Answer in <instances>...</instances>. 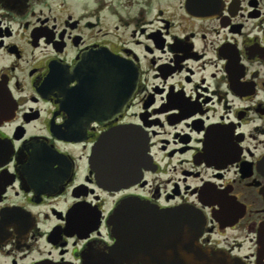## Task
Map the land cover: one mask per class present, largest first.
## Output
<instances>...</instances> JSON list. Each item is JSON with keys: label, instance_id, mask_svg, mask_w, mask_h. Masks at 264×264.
Wrapping results in <instances>:
<instances>
[{"label": "flooded vegetation", "instance_id": "1", "mask_svg": "<svg viewBox=\"0 0 264 264\" xmlns=\"http://www.w3.org/2000/svg\"><path fill=\"white\" fill-rule=\"evenodd\" d=\"M122 126L145 164L108 187L91 158ZM129 198L190 206L201 246L264 264V0H0V264H135Z\"/></svg>", "mask_w": 264, "mask_h": 264}, {"label": "water", "instance_id": "2", "mask_svg": "<svg viewBox=\"0 0 264 264\" xmlns=\"http://www.w3.org/2000/svg\"><path fill=\"white\" fill-rule=\"evenodd\" d=\"M127 66L120 61L119 74L130 76L129 86L120 78L123 98H129L137 84L135 74ZM119 129H122L120 133ZM127 129V126L111 129L95 145L91 161L97 178L105 186L113 187L145 164L144 161L140 165L137 158L139 148L130 151L124 148L127 143L122 142L124 137L130 145L144 146V137L133 131L128 134ZM114 217V231L118 236L116 251L121 259L135 264H237L224 253L209 251L199 244L204 216L190 206L161 208L129 198L118 206Z\"/></svg>", "mask_w": 264, "mask_h": 264}]
</instances>
